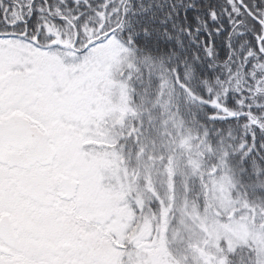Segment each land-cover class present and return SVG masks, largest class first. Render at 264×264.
Wrapping results in <instances>:
<instances>
[{
	"label": "snow or ice",
	"instance_id": "1",
	"mask_svg": "<svg viewBox=\"0 0 264 264\" xmlns=\"http://www.w3.org/2000/svg\"><path fill=\"white\" fill-rule=\"evenodd\" d=\"M0 264H264V0H0Z\"/></svg>",
	"mask_w": 264,
	"mask_h": 264
}]
</instances>
